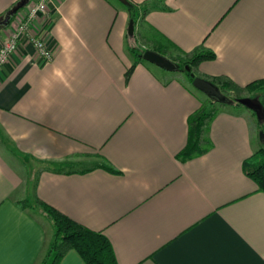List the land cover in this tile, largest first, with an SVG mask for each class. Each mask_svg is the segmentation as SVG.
Returning a JSON list of instances; mask_svg holds the SVG:
<instances>
[{
  "label": "crops",
  "instance_id": "crops-1",
  "mask_svg": "<svg viewBox=\"0 0 264 264\" xmlns=\"http://www.w3.org/2000/svg\"><path fill=\"white\" fill-rule=\"evenodd\" d=\"M17 1L0 0V20ZM129 1L147 9L141 33L214 52L202 74L264 79V0ZM131 20L117 0H51L33 30L54 59L24 35L0 71V264L39 263L53 223L19 204L37 198L102 231L119 264H264V192L245 171L264 119L229 104L207 151L180 159L207 99L180 70L137 61ZM60 264L87 263L72 250Z\"/></svg>",
  "mask_w": 264,
  "mask_h": 264
},
{
  "label": "trees",
  "instance_id": "trees-1",
  "mask_svg": "<svg viewBox=\"0 0 264 264\" xmlns=\"http://www.w3.org/2000/svg\"><path fill=\"white\" fill-rule=\"evenodd\" d=\"M127 8L136 28L139 20H141V11L146 12L147 9L132 1L127 5ZM134 37V40L143 46L130 44L129 48L136 56L137 61H144L142 55L146 50H154L177 63L180 67L179 70L185 72L192 83L194 81L192 74H195L196 77L213 82L229 98V102L221 103L208 97L207 102L190 117L189 141L178 155L180 159L187 160L207 151L209 147L207 130L221 108L229 104L244 107L238 102L239 99L243 98H253L264 107V79H258L241 86L228 76H209L199 72V65L203 61L216 58L214 52L204 49L183 52L163 35L150 36L136 32ZM134 68L135 65L128 71V79ZM251 111L262 123L264 117H260L255 110L251 109ZM262 133H264V129H262ZM105 167L115 171L109 166ZM245 171L256 182L259 190L264 192V147L246 162ZM19 204L24 209L43 211L53 223V236L38 264H60L62 259L72 250L77 251L87 264H119L110 239L102 231L87 227L40 198L34 201L26 199L20 201Z\"/></svg>",
  "mask_w": 264,
  "mask_h": 264
},
{
  "label": "water",
  "instance_id": "water-1",
  "mask_svg": "<svg viewBox=\"0 0 264 264\" xmlns=\"http://www.w3.org/2000/svg\"><path fill=\"white\" fill-rule=\"evenodd\" d=\"M32 0H18L2 17L0 20V26H9L17 14L24 8H26ZM125 5H129V0H119ZM135 33V23L134 20H131L130 24V34L133 35ZM143 59L150 63H153L163 69L168 71H177L180 69L179 65L175 63L169 57L162 55L154 50H146L143 55ZM194 78L193 85L199 89L200 91L206 93L210 98H213L221 103L229 102V98L223 93L213 82L209 80H205L200 77H196L195 74H192ZM239 103L244 105L245 107L255 110L260 117H264V107L259 101L253 98H243L238 100Z\"/></svg>",
  "mask_w": 264,
  "mask_h": 264
},
{
  "label": "built area",
  "instance_id": "built-area-1",
  "mask_svg": "<svg viewBox=\"0 0 264 264\" xmlns=\"http://www.w3.org/2000/svg\"><path fill=\"white\" fill-rule=\"evenodd\" d=\"M51 0H32L28 5L29 11L25 19L16 23L14 31L9 39L0 47V71L17 50L22 36L26 35L36 47L38 53L46 60L54 59V51L50 49L45 40L39 37L33 30V23L41 13L48 11Z\"/></svg>",
  "mask_w": 264,
  "mask_h": 264
},
{
  "label": "rangeland",
  "instance_id": "rangeland-1",
  "mask_svg": "<svg viewBox=\"0 0 264 264\" xmlns=\"http://www.w3.org/2000/svg\"><path fill=\"white\" fill-rule=\"evenodd\" d=\"M117 1H119V0H117ZM28 11H29V8H28V10H27V12L25 13V14H23V16L22 17H20V18H17V19H15L14 18V20H15V25H16V23L18 22H20L21 21V19H25V17L28 15ZM140 33V29L138 30V29H135V33ZM135 33L133 34V35H131V36H129V43L130 44H132L133 46H141V47H143L142 46V44H140L137 40H134V35H135ZM134 37V38H133ZM129 47H130V45H129ZM179 73H181V75L185 78V80H186V82H189L190 83V86H191V88L194 90V91H196V93L201 97V98H203V99H208V95L206 94V93H204V92H202V91H200L199 89H197L194 85H193V83L191 82V80H190V78L187 76V74L185 73V72H183V71H179ZM241 107H243V106H241ZM245 107V106H244ZM256 117V116H255ZM261 135H264V133H261ZM48 222L47 223H52V222H49L50 220H48V219H46ZM53 233V229H51V232H50V234H52Z\"/></svg>",
  "mask_w": 264,
  "mask_h": 264
}]
</instances>
